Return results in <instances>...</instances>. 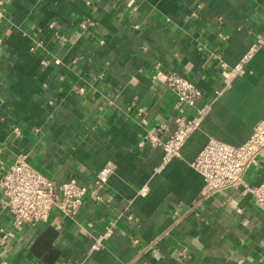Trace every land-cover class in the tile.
<instances>
[{
    "label": "crops",
    "instance_id": "1",
    "mask_svg": "<svg viewBox=\"0 0 264 264\" xmlns=\"http://www.w3.org/2000/svg\"><path fill=\"white\" fill-rule=\"evenodd\" d=\"M0 13V171L26 152L54 182L91 186L113 165L101 201L12 229L0 264H264V204L242 186L198 199L191 166L209 139L239 145L264 119V45L224 77L264 32V0H0ZM172 71L201 91L186 115L202 114L160 166L162 147L137 143L174 129L176 94L154 76ZM243 180L264 182V156Z\"/></svg>",
    "mask_w": 264,
    "mask_h": 264
},
{
    "label": "built area",
    "instance_id": "2",
    "mask_svg": "<svg viewBox=\"0 0 264 264\" xmlns=\"http://www.w3.org/2000/svg\"><path fill=\"white\" fill-rule=\"evenodd\" d=\"M263 45L264 32L257 35L243 58L224 72V77L230 79L243 74L250 55ZM154 76L165 81L176 94V114L173 118L175 126L167 136H164V130L167 128L165 124L155 126L147 131L137 144L138 147H143L147 140L150 146L162 147L160 165L162 166L172 157L180 155V149L186 139L199 127L202 111L196 110V114L189 117L186 115V108L194 106L201 91L190 79L174 71L166 74L158 72ZM142 111L141 108L136 109L139 114ZM15 131L17 132V129ZM260 156H264V119L256 123L250 136L239 145L209 139L191 162V166L200 173L203 180L198 199H205L214 193L242 186L243 193L249 194L257 204L263 205L264 182L251 185L243 180L246 169ZM112 171L111 163L103 165L95 174L91 186L81 184L73 176L56 183L30 164L26 152L18 153L15 159L0 171V214L8 216L3 227H0V244L9 242L10 237L13 236L12 229L20 231L28 223L46 221L52 208L57 209L62 215L72 216L80 208L87 194L96 201H101V191ZM110 233L111 228H108L95 239L91 249H99L102 240Z\"/></svg>",
    "mask_w": 264,
    "mask_h": 264
}]
</instances>
